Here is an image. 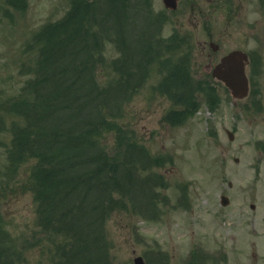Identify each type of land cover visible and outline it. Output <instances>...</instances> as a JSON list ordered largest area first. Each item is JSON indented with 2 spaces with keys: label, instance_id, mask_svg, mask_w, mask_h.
<instances>
[{
  "label": "rangeland",
  "instance_id": "1",
  "mask_svg": "<svg viewBox=\"0 0 264 264\" xmlns=\"http://www.w3.org/2000/svg\"><path fill=\"white\" fill-rule=\"evenodd\" d=\"M25 1L24 9L15 10L13 4L10 8L8 2L11 1L0 0V103L15 96L24 82L34 76L28 68L37 61L44 45L55 42L44 30L63 20L77 1L97 2ZM141 1L146 4L148 0ZM149 1L154 14L164 16L159 26L151 24L152 17L143 16L150 12L147 7L137 13L131 10V14L137 24H146L143 32H147L148 37L152 34V41L157 42L149 46L151 54L159 49L161 56L148 66L141 86L131 92L118 124L131 137L132 146L146 151L150 167L141 171L140 177L145 180L150 176L154 184L150 200L140 194L132 203L122 193L115 195L114 199L122 204H113L107 211L111 264H134L139 256L146 264H192L193 261L220 264V242L225 241L229 232L244 237L247 232H253V226L255 232L263 236L258 245L262 258L264 0H229V10H210L213 14L203 16L199 27L190 10L185 15L181 10L169 12L162 0ZM112 2L100 0V16L112 15ZM207 8L210 6L207 5L205 11ZM115 13L120 15V9ZM112 20L109 17V21ZM72 21L64 30L73 28L69 25ZM139 25L128 26L126 39L130 45L135 40L134 30L142 28ZM38 36L44 38L41 44L37 42ZM111 39L112 43H102L93 58L94 77L103 85L118 79L116 67L125 55L120 49L123 44L119 37L113 34ZM211 41L219 44L217 52L210 47ZM138 46L141 49V45ZM235 49L248 52L254 63V67L247 68L251 94L239 100H234L208 69L210 56L216 64L224 53ZM166 58L182 59L185 66L180 69L185 76L177 83L180 89L171 91L170 95L157 90L164 80L161 64ZM24 64L27 72H22ZM129 81L137 83L136 79L128 78ZM175 93L177 100H190L178 103ZM184 93L189 96L184 97ZM9 112L0 110V126L10 127L17 118ZM4 126L0 129V222L4 229L0 239H5L6 243L0 244V264H56L57 245L64 239L62 234H44L37 221L32 172L38 160L22 161L8 170V147L3 145L10 142L11 134ZM228 131L234 133L233 140ZM117 133L106 132L103 137L106 148L118 149ZM229 183L233 187H229ZM223 194L231 199L225 209L220 203ZM135 204H139L140 209L134 210ZM251 205L256 209L252 210ZM231 221L241 222L239 229H233ZM247 238L248 235L244 240ZM250 252V249L245 251L246 258L250 257ZM234 257L241 259L239 264L245 262V255H231L230 264H238V260H232ZM260 264H264V260Z\"/></svg>",
  "mask_w": 264,
  "mask_h": 264
},
{
  "label": "trees",
  "instance_id": "2",
  "mask_svg": "<svg viewBox=\"0 0 264 264\" xmlns=\"http://www.w3.org/2000/svg\"><path fill=\"white\" fill-rule=\"evenodd\" d=\"M9 1L17 10L24 9L26 2ZM111 1L114 5L110 16L99 15L100 0L92 1L94 4L77 1L63 20L45 29L44 33L55 42L40 49L37 61L28 68L34 76L24 82L19 93L0 103V110L17 117L10 127L0 126L11 134L10 142L3 145L8 147V170L22 161L38 160L32 172L37 221L44 234H62L64 239L57 245L56 264H111L106 222L107 211L121 203L115 195L122 193L132 203L140 194L149 199L154 184L152 177H140L141 171L150 167L146 151L132 146L131 137L118 119L124 116L131 92L145 80L148 66L161 56L160 50H156L157 55L151 54L149 46L156 41H152V34L148 37L143 32L146 24H137L131 14L145 3ZM117 9L120 15L115 13ZM144 15L153 18V26H159V18L146 12ZM71 20L73 28L64 30ZM132 24L142 28L134 30L135 40L130 45L126 34ZM113 34L125 45L120 49L126 62L120 61L116 67L118 79L103 85L94 77L93 58L104 41L112 43ZM42 39L38 36V44ZM183 63L179 58H166L161 64L164 80L158 91L170 95L180 89L177 83L185 78L180 70L185 69ZM128 78L137 83L128 82ZM177 96L175 93L178 103L190 100H177ZM106 132H118V149L106 148ZM139 207L133 206L134 210ZM2 227L0 222V233ZM4 243L5 239H0V244Z\"/></svg>",
  "mask_w": 264,
  "mask_h": 264
},
{
  "label": "flooded vegetation",
  "instance_id": "3",
  "mask_svg": "<svg viewBox=\"0 0 264 264\" xmlns=\"http://www.w3.org/2000/svg\"><path fill=\"white\" fill-rule=\"evenodd\" d=\"M177 2H178V8L176 10H169L166 7H165V9L168 10L169 12H171V11L180 12V10H181V12L184 15L187 14V12L190 10L191 16L197 20L196 27H199L200 21H201L203 16H206V15L209 16L210 14H213V12L210 10H214V9L218 10V8H221L223 10H226V9L229 10V0H220V2L217 0H204V2H203V3H205L204 7H203V3H198L196 0H193L190 2H187L186 0H177ZM207 5H209L210 8H207L205 11V8ZM206 18H207L206 19V22H207L209 20V18L208 17H206ZM228 53H224L220 59H222L223 56H225ZM210 58H212V60H210V63H213L214 57L210 56ZM229 187H233V185H231ZM226 203L228 204L229 201ZM230 204H231V201L227 206H223V208L224 209L228 208L230 206ZM252 206H254V208H252ZM251 209L255 210L256 206L251 205ZM222 216L224 217V215H222ZM225 219H227L226 216H225ZM240 223L241 222H237V221H231L230 222V224H232V226H233L232 227L233 229H236V228L239 229ZM252 224H254V223L250 222V225H252ZM252 229H253V232H247L244 237L238 236L237 234H230V232L228 233L225 241L220 242V244H219L220 249L218 252H220L219 254H221V257H222L220 264H230L231 255H237L240 257L245 255V262H248L249 264H260V262H262L264 260V257L261 258L260 255L258 254L259 250H261L258 247V245L260 244L259 241H261L260 239L263 236L261 233L255 232V226H253ZM247 235H248V238L246 239L247 241H245L244 239ZM251 235H253L254 238H251L250 237ZM262 245H263L262 250L264 251V243H262ZM226 246L228 248H226ZM247 249H250L251 252H250V257L247 256V258H246L245 251ZM232 260H235V261L238 260V264L241 263L240 258L237 259L236 257H234ZM245 262H242V263L244 264Z\"/></svg>",
  "mask_w": 264,
  "mask_h": 264
},
{
  "label": "water",
  "instance_id": "4",
  "mask_svg": "<svg viewBox=\"0 0 264 264\" xmlns=\"http://www.w3.org/2000/svg\"><path fill=\"white\" fill-rule=\"evenodd\" d=\"M169 8L177 7V0H164ZM248 56L242 51H234L225 56L221 62L212 68V74L229 88L234 99H242L249 93V80L246 75V65ZM230 139L233 140V134L228 132ZM224 204L228 200L223 197ZM135 264H145L141 257L135 259Z\"/></svg>",
  "mask_w": 264,
  "mask_h": 264
}]
</instances>
